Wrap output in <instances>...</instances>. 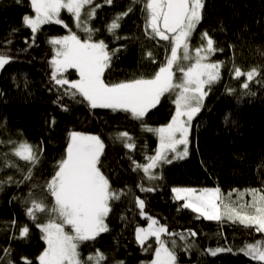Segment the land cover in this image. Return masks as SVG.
Segmentation results:
<instances>
[{
  "label": "trees",
  "instance_id": "16d2710c",
  "mask_svg": "<svg viewBox=\"0 0 264 264\" xmlns=\"http://www.w3.org/2000/svg\"><path fill=\"white\" fill-rule=\"evenodd\" d=\"M94 4L101 7L90 22L98 30L93 40H103L111 56L103 77L105 82L151 78L165 60L168 42L152 38L150 30L145 32L142 0L135 4L132 0H112L110 5L94 0ZM129 7L132 11L120 21L115 35L109 33L107 25L113 16ZM32 14L30 0H0V49L12 57L0 70V124L4 125L0 127V140L23 138L43 149L40 163L32 170V179L25 181L28 165L11 156L10 144H0V153H9V158L23 169V172L16 168L0 171V180L12 177L14 181H23L5 183L0 189V257L5 262L11 259L14 264H24L21 258L26 257L31 264H39L37 258L46 243L36 223H46L48 215L40 214L34 223L26 215L25 201L32 192L37 198L45 197V202L51 205L53 199L42 186L51 179L57 161L65 155L69 133L76 131L101 138L104 143L101 171L113 190H123L118 200L110 201L112 210L106 218L109 231L80 245L82 259L97 249L107 257L104 264L116 261L148 264L154 258V249L158 246L155 238L145 242L144 247L151 245L148 251L142 250L136 240L135 229L149 222L139 214L135 202L139 197L145 201L143 211L147 216L161 225L166 224L169 232L192 230L196 233L186 240L175 238L177 264H260L240 249L246 243L264 239V235L227 220H207L184 208L185 202L176 200L172 189L219 187L225 198L229 192H236L233 190L264 188V55H261L264 53V0H205L204 19L193 33L191 45L194 48L201 43L200 33L205 30L213 36L216 47L223 51L216 52L210 60L223 62L221 78L212 85L201 111L191 121L188 156L154 169L153 173L161 178L152 181L141 170H133L132 160L144 164L146 156L155 153L158 137L145 131L141 121L130 113L91 108L80 96L70 98L51 79L55 49L49 40L69 35L70 31L83 36L80 28L75 29L73 16L63 11L60 19L67 28L50 23L33 34L22 21L24 15ZM149 52L153 58L148 57ZM233 61L245 73L254 67L260 70V77L249 82L248 89L242 88L246 77H235ZM62 75L69 81L79 79L78 71L72 68ZM173 100L174 94L165 93L160 103L148 111L143 123L153 128L167 124L175 114ZM125 131L133 138L134 149L126 148L116 139V133ZM141 185L155 190L142 191ZM25 225L29 233L21 238L19 229ZM168 246L172 247L170 242ZM217 248L232 251L218 252L215 256L208 252ZM4 249H10V257L5 256Z\"/></svg>",
  "mask_w": 264,
  "mask_h": 264
},
{
  "label": "snow or ice",
  "instance_id": "6c2138e0",
  "mask_svg": "<svg viewBox=\"0 0 264 264\" xmlns=\"http://www.w3.org/2000/svg\"><path fill=\"white\" fill-rule=\"evenodd\" d=\"M104 2L110 5L112 0ZM137 2L140 0H132L133 4ZM142 4L146 14L145 32L150 30L152 38L158 37L168 42L165 60L151 78L140 77L118 83H106L103 78L111 56L103 40H93V35L98 30L90 27V22L95 17L96 10L101 7L94 4V0H30L33 14L24 15L22 21L35 34L42 25L50 23L63 24L67 28L68 25L60 19L62 10L73 16L76 27L86 33V38L81 40L70 31L69 35L52 37L49 40L55 49L51 61V79L56 85L63 87L64 93L70 98L80 96L91 108H109L130 113L134 119L141 121L145 131L158 137L159 145L155 153L146 156L144 164L132 160L133 170H141L145 178L152 181L161 178L153 173L154 169L162 164L172 163L173 159H184L188 156L191 121L201 111L212 85L221 78L223 62L210 61V58L223 49L216 47L213 36L207 30L200 33L199 46L193 48L191 45L192 35L204 19L205 0H142ZM131 11L132 8L129 7L127 11L115 14L107 25V31L115 35L120 21ZM115 51L118 49L113 51V55ZM148 57L153 58L151 52ZM11 60L9 53L0 49V70ZM70 68L78 71L79 79L69 81L63 78L62 74ZM233 72L236 78L246 77L242 84L243 89H248L249 82L261 75L260 70L255 67L243 72L234 61ZM177 73H180L178 79ZM256 82L260 81L257 79ZM165 93L174 94L175 114L170 121L156 128L143 123L148 111L160 103ZM3 126L0 124V127ZM116 139L130 150L135 148L133 138L126 131L116 133ZM3 143L11 145L12 157L28 165L24 180H31L32 170L40 163L42 147L34 146L23 138L7 142L0 140V144ZM103 150L104 143L98 135L70 132L65 155L57 161L51 179L42 186L47 196L53 199L51 205L45 202V197L37 198L32 192L29 193V199L25 201L28 205L26 215L34 223L40 214L48 215L46 223H36L47 245L37 258L39 264H104L107 260L99 249L83 259L79 251L81 244L94 241L101 233L109 231L106 218L112 210L110 201L118 200L123 194V190L118 192L111 188L109 179L101 171L100 157ZM169 154H172L171 158ZM0 165V171L4 168H16L23 172L16 161L9 158V153H0ZM21 182L23 181H14L12 177H8L7 180H0V189L5 183ZM141 190L155 189L143 188L141 185ZM233 191L238 192L236 201L231 200V192L223 198L219 187L200 190L180 187L172 189L176 200L185 201L184 208L191 209L207 220H227L264 235V188ZM249 194L251 199L246 200L245 197ZM135 202L140 209L139 214L150 220L147 228L135 229L137 242L144 251L151 248L150 244L144 247L150 237H154L158 245L154 249V258L148 264H177L175 238L186 240L189 236L194 237L196 233L192 230H187L186 233L169 232L166 224H159L158 220L147 216L143 211L144 200L136 197ZM66 227L69 231H65ZM19 231L20 237L26 238L29 228L26 225L21 226ZM162 234L166 239L161 238ZM169 242L171 248L168 246ZM3 251L5 256L10 257V249ZM222 251L230 252L232 249H208L213 256ZM240 251L253 261L264 264V239L246 243ZM21 259L24 264H31L26 257ZM0 262L14 264L11 259L5 262L4 257H0ZM115 264L124 262L116 261Z\"/></svg>",
  "mask_w": 264,
  "mask_h": 264
},
{
  "label": "rangeland",
  "instance_id": "374dc122",
  "mask_svg": "<svg viewBox=\"0 0 264 264\" xmlns=\"http://www.w3.org/2000/svg\"><path fill=\"white\" fill-rule=\"evenodd\" d=\"M63 11H65L66 13H68L66 10H62L61 11V13L63 12ZM68 14H70V13H68ZM61 15V14H60ZM75 26V29H77V30H79V28H77L76 27V25H74ZM76 35H78L77 33H75ZM79 36V35H78ZM80 37V36H79ZM81 38V40H83V39H85L86 38V33H85V37L82 39V37H80ZM200 44H198V46H199ZM196 47V46H195ZM179 76H180V73H178V75H177V79L179 78ZM191 126H192V122H191ZM191 131V130H190ZM189 137H190V134H189ZM158 145H159V143H158ZM182 147L183 146H181V150H182ZM169 156L171 157L172 156V154H169ZM175 188H177V187H175ZM180 188H193V187H180ZM212 188H215V187H210V188H208V189H212ZM196 189V188H195ZM202 189H204V188H202ZM197 190H200V189H197ZM240 192V191H239ZM243 192V191H242ZM233 199H235V200H237L238 199V192H235V194L233 195V197H232ZM245 199L246 200H250L249 198H248V196H246L245 197ZM58 222V221H57ZM150 223V222H149ZM148 227V225L147 226H144V227H142V228H147ZM65 231H69V228L68 227H66L65 228ZM163 235V234H162Z\"/></svg>",
  "mask_w": 264,
  "mask_h": 264
},
{
  "label": "bare ground",
  "instance_id": "6f19581e",
  "mask_svg": "<svg viewBox=\"0 0 264 264\" xmlns=\"http://www.w3.org/2000/svg\"><path fill=\"white\" fill-rule=\"evenodd\" d=\"M97 2H98L99 4H105L104 0H97ZM90 27H91V26H90ZM81 30H82V29H81ZM82 35H83V36H81V37H82V39H83V38L85 37V33L83 32ZM199 44H200V43H199ZM210 61H213V60H210ZM197 115H198V114H197ZM197 115H196V116H197ZM215 188H216V187H215ZM196 189H197V188H196ZM199 189H202V188H199ZM248 189H252V188H248ZM253 189H255V188H253ZM231 193H232L231 200L233 201V200H235V199H233L232 197H233V195L235 194V192H231ZM221 195H222V194H221ZM222 197H223V196H222ZM226 197H227V196H225V198H226ZM248 198L251 199L250 194L248 195ZM140 199H141V198H140ZM184 202H185V201H184ZM225 202H228L227 199H225ZM149 222H150V220H149ZM149 222H148V224H149ZM148 224H147V225H148ZM147 225H146V226H147ZM141 227H144V226H141ZM164 236H165V235L163 234L161 238L163 239ZM150 238H151V237H150ZM153 238H154V237H153ZM250 243H251V242H250ZM46 246H47V245H46ZM240 252H241V251H240ZM241 253H242V252H241ZM243 254H244V253H243ZM244 255H245V254H244ZM246 256H247V255H246ZM247 257H248V256H247ZM249 258H250V257H249Z\"/></svg>",
  "mask_w": 264,
  "mask_h": 264
}]
</instances>
